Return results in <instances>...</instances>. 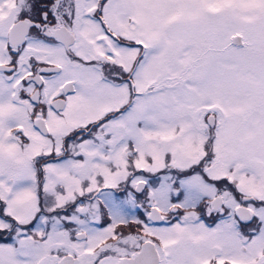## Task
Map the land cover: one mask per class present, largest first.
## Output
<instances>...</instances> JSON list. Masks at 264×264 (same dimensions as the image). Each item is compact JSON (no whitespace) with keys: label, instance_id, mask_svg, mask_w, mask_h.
Here are the masks:
<instances>
[{"label":"snow or ice","instance_id":"snow-or-ice-1","mask_svg":"<svg viewBox=\"0 0 264 264\" xmlns=\"http://www.w3.org/2000/svg\"><path fill=\"white\" fill-rule=\"evenodd\" d=\"M0 264H264V0H0Z\"/></svg>","mask_w":264,"mask_h":264},{"label":"flooded vegetation","instance_id":"flooded-vegetation-1","mask_svg":"<svg viewBox=\"0 0 264 264\" xmlns=\"http://www.w3.org/2000/svg\"><path fill=\"white\" fill-rule=\"evenodd\" d=\"M140 214L142 215V210H141V213Z\"/></svg>","mask_w":264,"mask_h":264}]
</instances>
